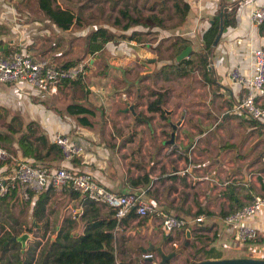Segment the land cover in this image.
Here are the masks:
<instances>
[{
	"label": "crops",
	"instance_id": "0c3cea01",
	"mask_svg": "<svg viewBox=\"0 0 264 264\" xmlns=\"http://www.w3.org/2000/svg\"><path fill=\"white\" fill-rule=\"evenodd\" d=\"M183 1L188 4L184 18L178 21L172 7L165 29L155 26L148 32V28L135 26L124 32L112 27L105 17L101 24L96 20L87 23L90 31L79 33L83 29L58 28L43 13L36 12V7L34 13L27 7L20 12L12 0H0V47L5 50L4 55L21 50L39 62L57 65L75 63L86 55L90 61L89 54L80 53V37L84 39L99 25L125 37L137 31L134 39L118 37L104 44L102 52L89 62L84 87L76 83L69 87L56 85L45 96L22 82L0 83V146L8 155L0 157V177L11 174L16 164L12 157L52 170L62 166L85 171L113 192L140 194L157 212L142 217L131 213L123 219L126 230L117 239L115 253L119 263L130 257L138 259L146 252L143 249L152 244L155 248L149 252L153 257L141 264H160L156 248L168 254L166 250L174 242L179 244L182 230L177 237L176 231L166 233L160 225L159 212L186 218L202 216L199 224L204 230L200 233L207 238L204 243L214 248L210 254L213 257L207 259H217L219 252L230 258L264 259V207L243 220V224L257 230L249 241H239L235 228L224 221L226 214L247 204L253 195L264 197V123L234 110L243 88L229 78L234 67L249 73L251 50L264 48V24L256 26L251 22V11L264 6V0ZM141 3L129 7L134 6L143 16L161 15L157 1L151 5L142 0ZM171 6L172 2L168 4ZM228 7L234 8V24L223 25L216 45L212 42L211 48L206 49V33L216 23L218 27L223 24L224 17L219 16ZM171 39L178 40L176 45ZM183 40L190 51L181 59L201 52L207 56L208 72L179 76L180 83H176L167 73V65L180 60L177 56L187 48H181ZM160 50L176 53V60H159ZM195 76L198 84L191 83ZM170 81L175 85L168 98L167 89L161 91L165 97L162 111H148L147 105L157 97L156 87ZM258 99L264 106V88ZM74 102L100 108L91 127L82 126L75 116L63 112ZM130 105L133 111L127 108ZM31 122L38 126L37 132H27ZM59 132L70 134L82 147L74 159L64 160L53 151L46 153L47 146L40 137L54 143ZM24 135L33 143L31 149L22 142ZM144 176L147 181L142 180ZM74 192L65 187L50 195L45 214L54 200L57 209H72L80 215L84 198ZM19 199L22 201L20 191L15 188L0 199V205L12 209ZM1 225L5 227L2 220ZM169 236L172 241H167ZM195 244L202 245L198 240ZM177 259L175 256L170 262Z\"/></svg>",
	"mask_w": 264,
	"mask_h": 264
},
{
	"label": "built area",
	"instance_id": "2783aa9c",
	"mask_svg": "<svg viewBox=\"0 0 264 264\" xmlns=\"http://www.w3.org/2000/svg\"><path fill=\"white\" fill-rule=\"evenodd\" d=\"M251 22L254 25L264 23V6L251 11ZM251 71L244 74L238 67L229 71V78L233 84L243 88V93L234 105V110L243 113L247 118L264 123V106L259 96L264 88V48L251 50ZM89 60L85 59L73 65L63 67L53 63H43L35 60L24 51L18 50L4 55L0 51V83H25L29 88L45 93L52 90L64 80H75L88 75ZM125 97V95H122ZM54 143L60 148L64 160H72L82 152L78 140L68 133H56ZM8 156L6 150L0 146V157ZM11 159L16 163L11 174L0 177V199L18 188L21 199L28 201L30 193L34 196L51 186L54 190L70 187L84 199L98 205H104L113 210L115 227L113 230V246L116 250L117 239L126 230L123 219L130 213L142 217L157 212L140 194L116 193L101 185L91 173L73 168L58 167L49 169L38 163ZM264 207V197L253 195L252 199L240 208L224 216L226 224L235 228L239 241L251 240L257 233L255 227L243 224V220L259 213ZM160 225L166 233H173L185 227H191L202 222V216L186 218L172 213H161ZM173 245L176 246L174 242ZM151 252H144L138 258V264L151 259ZM116 264H120L116 261Z\"/></svg>",
	"mask_w": 264,
	"mask_h": 264
},
{
	"label": "trees",
	"instance_id": "16d2710c",
	"mask_svg": "<svg viewBox=\"0 0 264 264\" xmlns=\"http://www.w3.org/2000/svg\"><path fill=\"white\" fill-rule=\"evenodd\" d=\"M11 1V0H10ZM38 4L39 12L43 13L45 17H47L52 23H54L58 28L62 30H68L73 26L77 27L80 25V16L76 14L70 8H65L55 3V0H36ZM158 3L160 2V7L158 8V12H161V15L156 14H148L147 16H143L140 10H137L134 6L132 8L129 5L125 4L124 7L121 6L117 9V15H114L112 18L111 26L121 30L127 31L130 28L132 29L135 26H142L143 28H148V32L151 28L158 26L160 29H165L166 19H171L169 15L170 11L176 14L179 17L178 21L184 18L186 12L188 11V4L183 0H155ZM167 1L172 2L171 8L168 7ZM229 9V7H228ZM226 10L223 25L224 27L228 24H234V19L231 14L233 13L234 8H230ZM166 11L167 14L164 16L162 13ZM172 12V13H173ZM171 14V13H170ZM264 24V23H263ZM262 24V25H263ZM217 23L211 28V30L206 33L208 34V39L205 41L206 49H210L213 39L218 32ZM137 31H133L130 36L125 37L124 34H116V32L107 30L105 26L99 25L95 30L90 32L86 38V54L90 55V61L95 57L97 53L102 52L104 44L108 41H114L118 37L130 38L134 39ZM140 40V39H139ZM146 41V40H143ZM178 40L172 42V45H176ZM181 48L187 47L188 43L186 41H182ZM0 51L4 53L5 50H2L0 47ZM194 53L192 56L180 59L175 64L167 65V73L171 74L174 77H179L188 74L189 70H194L195 66H199L204 70L206 74L208 68V59L207 56L203 53H198L197 57L199 60L196 61L193 59ZM173 58V59H172ZM176 60V53L173 55H169V58H159V60L163 59H171L172 61ZM89 61V62H90ZM72 63H66L61 65L63 67L73 65ZM88 68L90 65L88 64ZM164 69L162 68V71ZM74 83L79 84L81 87H84L83 78H77L73 81L64 80L58 83V87H69ZM162 88V87H161ZM163 89H159L157 91V97L152 100L147 105L148 111L153 112H161L163 103L165 101V97L162 95L161 91ZM155 94V93H154ZM85 96V93H83ZM100 108L92 106L91 104L83 105V103H69L63 112H66L68 115L75 116L76 120L79 124L86 127H91L93 123V119L96 114L99 112ZM32 124H36L35 122L29 123L27 126V132L33 133L32 130H28ZM41 141L44 145L47 146L46 153L53 151L57 157H62L60 148L55 143H48L44 136H41ZM22 142L28 149L33 147V143L28 140L27 135L22 137ZM25 153V150H24ZM36 158H39L38 156ZM43 165V164H42ZM139 180V179H138ZM142 180L147 181L148 178L144 176ZM133 181V180H132ZM51 192H53V188L49 186L46 190L38 193L34 196L33 193L29 195V204H31V212H32V221L36 223L40 221L39 219H45V205L47 204ZM76 195L78 193L74 192ZM32 201L34 202L32 205ZM83 209L82 213L79 215L76 214V217L79 215L82 220V231L79 234H72L71 229L74 227L75 220L74 219H66V223H64L60 227L61 235L60 237L63 240V243L59 246L48 244L42 248L41 256L39 259L40 264H116V250L113 246L114 235L113 230L115 227V219L113 217V210L106 206L98 205L88 199H82ZM242 207V206H241ZM77 208V207H75ZM133 212H130L131 214ZM128 214V215H129ZM126 216V218L128 217ZM225 215V214H224ZM227 215V214H226ZM225 215V216H226ZM178 216V215H177ZM47 224V223H46ZM187 228V227H185ZM185 228L182 230V236L185 237ZM191 232V242L190 247L193 249L191 253L190 264L194 262H199L202 260H206L209 257H213L210 254L213 253L214 248L204 243V240L207 239L204 234L200 233L204 230L203 225H194L192 227H188ZM180 230L176 231L177 234ZM70 234L73 236L70 237ZM171 234V233H169ZM184 234V235H183ZM173 237H167V241H172ZM198 240L202 243L200 247L195 244V241ZM226 251V250H224ZM237 257H245V256H237ZM217 259H226L230 257H224L222 252H219V255L215 256ZM236 258V257H231ZM120 260V259H119ZM145 261V260H144ZM170 259L166 260L164 263L160 264H169ZM124 264H138V259L130 258L125 262H120Z\"/></svg>",
	"mask_w": 264,
	"mask_h": 264
},
{
	"label": "rangeland",
	"instance_id": "374dc122",
	"mask_svg": "<svg viewBox=\"0 0 264 264\" xmlns=\"http://www.w3.org/2000/svg\"><path fill=\"white\" fill-rule=\"evenodd\" d=\"M160 1V0H159ZM12 2L16 3L18 8H20V12L25 11L26 9L23 7H27L30 8V12L34 13L39 12V10L37 9V1L36 0H12ZM143 4H150L153 2V0H142ZM56 4H59L62 7L65 8H70L73 11H75L76 14H79L80 16V25L79 26H75L73 27L74 31H77V29H83L81 31H77L79 33H81L82 31H90V25H87V23H91L93 20H96V23L101 24V22H103V20L105 19V17H107L108 19V23L110 24V22L112 21V17L114 15H117V9L121 6L124 7L125 4L131 6L134 5L135 6L137 4H142L141 0H55ZM160 5V2L158 3ZM171 5L170 1H167V5ZM34 7L35 11H34ZM98 14V15H97ZM163 15H165V13H162ZM93 15H96L95 17H93ZM86 38L87 35L85 36V38L83 39V37L79 38V50L80 53L83 52V56H85L86 54ZM172 42V39L170 40ZM170 42V43H171ZM162 46H160L161 48ZM166 51V49H164ZM201 53V52H196L194 53L193 59L198 61L199 57H197V54ZM162 54V55H161ZM169 54L163 53L161 50L159 52V58H169ZM173 55L174 54H170ZM87 55L84 59H80L76 62L82 61L87 59ZM173 59V58H172ZM171 61V59H169ZM175 61V58H174ZM75 62V63H76ZM172 62V61H171ZM204 72V70L199 67V66H195L194 70H189L188 74H193L195 72ZM188 77V75L186 76ZM191 77V75H190ZM195 77H192V84H198V79ZM179 77H174L172 76V81L173 82H179ZM170 81V82H164L162 84V88H158V86L156 87L157 90L159 89H163L162 91H164V89H167V93H166V97L168 98V94L171 91V88L174 87V83ZM84 83V82H83ZM151 83L156 84L155 81H151ZM169 83L171 85H169ZM180 83V82H179ZM85 85V83H84ZM167 87V88H165ZM42 93V92H41ZM39 93V94H41ZM45 96L48 94L47 92L42 93ZM82 95V94H81ZM43 97V96H42ZM138 114H140L139 110ZM29 125V124H27ZM28 130H32L37 132L38 131V126L35 124H32ZM55 193H57V190L53 189V192H51V196H53ZM19 203H15L13 204V208H8V207H3L0 205V220L3 221V223L5 224V227L7 226V228H9L11 231V233H17L23 230L24 227H26L27 229V233H29L30 235V240H34V245L37 246V249H39L41 247V245L43 243L47 242V239H49V237H54L55 236V231L54 228L55 226L58 225H63L64 223H66V219H74L75 220V224L74 227L71 229V233L76 235L79 234L82 231V220L80 219V217H76V214L73 212L72 209H69L68 211H64L63 210V206L60 204V208H62V210L57 209L56 208V204H54V200L53 203L51 205H49V207L47 208L46 214L45 215V219H39L40 221H37L36 223H34V221H32V212H31V204H29V201H24V200H20L19 199ZM59 206V205H57ZM103 206V205H102ZM75 209V208H74ZM47 223V224H46ZM50 226H52L50 228ZM4 226H0V230H3L5 228ZM9 232V233H10ZM18 236V235H17ZM130 236V235H129ZM128 236V237H129ZM178 234L177 232L175 233L174 237H177ZM123 237H126L125 235ZM185 237L182 236L179 244L177 246H171L169 247L166 251L167 253H170L171 251H174L175 249L181 247L184 243ZM191 242V239H190ZM38 243V244H37ZM36 249V251H37ZM193 249L189 246L183 251L180 252L178 254H176L175 256H177V261H171L169 262V264H185V263H189L191 260V256H192V251ZM139 251V250H138ZM128 256L130 257V252L128 253ZM174 256V257H175ZM173 257V258H174ZM131 258V257H130ZM129 258V259H130ZM135 259H137V256L134 257ZM190 258V259H189ZM176 259V258H175ZM125 260V259H124ZM161 261V259H160ZM133 264V263H131Z\"/></svg>",
	"mask_w": 264,
	"mask_h": 264
},
{
	"label": "flooded vegetation",
	"instance_id": "af4514ba",
	"mask_svg": "<svg viewBox=\"0 0 264 264\" xmlns=\"http://www.w3.org/2000/svg\"><path fill=\"white\" fill-rule=\"evenodd\" d=\"M10 231L11 230L7 228L3 229L0 233V264H40L39 259L43 247L47 244L49 246H59L61 242L63 243V240L60 237V228L57 229L56 226L54 228L55 236H50L49 239H47L46 245L43 243L39 249L34 245V240H27L24 247L21 246L20 242L13 240L15 236L26 232V227L15 234ZM72 236L73 235L70 234V237Z\"/></svg>",
	"mask_w": 264,
	"mask_h": 264
},
{
	"label": "water",
	"instance_id": "95a60500",
	"mask_svg": "<svg viewBox=\"0 0 264 264\" xmlns=\"http://www.w3.org/2000/svg\"><path fill=\"white\" fill-rule=\"evenodd\" d=\"M226 11V8H223L222 12L220 13L219 18L222 19L224 17V12ZM223 31V24L220 23L219 24V31L213 41V46L216 45V43L218 42L221 34ZM190 51V47H187L186 49H184L178 56L177 59H181L184 58L185 56L188 55ZM130 111H133V106L130 105L127 107ZM31 237L29 235V233L27 232H23L22 234L15 236L13 238V240L20 242L21 246L24 247L26 244V241L29 240ZM190 239H191V232L190 229L187 228L185 230V240L184 243L181 247L175 249L174 251H171L168 254H165L161 251L160 247H157V251L161 256V263H164L166 260H169L171 258H173L176 254L183 252L190 244ZM154 246L152 244H149L148 247L144 248L143 250L146 252L149 251H153L154 250ZM120 264H124V263H120ZM191 264H264V259L261 258H251V257H236V258H226V259H206V260H202L199 262H194Z\"/></svg>",
	"mask_w": 264,
	"mask_h": 264
}]
</instances>
